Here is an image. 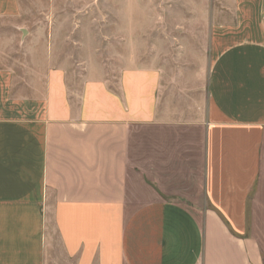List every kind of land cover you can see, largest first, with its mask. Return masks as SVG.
<instances>
[{
    "label": "crops",
    "instance_id": "0c3cea01",
    "mask_svg": "<svg viewBox=\"0 0 264 264\" xmlns=\"http://www.w3.org/2000/svg\"><path fill=\"white\" fill-rule=\"evenodd\" d=\"M230 1L205 98L152 66H0V264H264V0Z\"/></svg>",
    "mask_w": 264,
    "mask_h": 264
},
{
    "label": "rangeland",
    "instance_id": "374dc122",
    "mask_svg": "<svg viewBox=\"0 0 264 264\" xmlns=\"http://www.w3.org/2000/svg\"><path fill=\"white\" fill-rule=\"evenodd\" d=\"M230 4V0H21L20 17L0 18V66L20 69L22 59L33 58L47 69L53 52L54 62L66 60L70 71H83L85 61H92L95 71L109 75L111 81L124 68L152 66L161 74V95L201 92L205 98L208 28L222 21ZM33 27L45 29L37 45L26 43L27 33L22 35ZM50 36L53 43L44 45Z\"/></svg>",
    "mask_w": 264,
    "mask_h": 264
}]
</instances>
